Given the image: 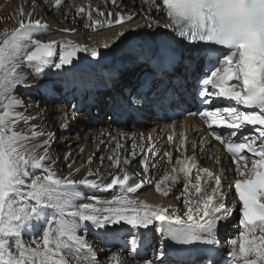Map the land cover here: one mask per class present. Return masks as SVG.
<instances>
[{"label":"snow or ice","instance_id":"obj_1","mask_svg":"<svg viewBox=\"0 0 264 264\" xmlns=\"http://www.w3.org/2000/svg\"><path fill=\"white\" fill-rule=\"evenodd\" d=\"M36 3L61 11L69 7V0H48V5H43V0H33V8ZM111 3L117 11H108L106 15L97 9L94 16L93 11L77 7L75 16L83 20L86 15L84 27L93 31L119 26L116 37L127 38L126 33H135L141 27L132 23L140 13L126 11L117 0ZM132 3L144 10L143 27L153 31L163 27L171 35L150 60L141 87L123 98L109 119L134 122L146 103L159 110H177L188 102L189 95L202 104L222 98L247 109L203 108L187 115L202 119L211 136L230 154L238 175L233 184L239 205L237 234L229 238L225 264H264V0H143V3L132 0ZM159 14L171 23L161 25L156 18ZM19 17L18 26L11 30L5 27L0 32V264H99L97 251L88 243L87 228L84 234H79L85 222L103 230L105 237L111 234L113 239H125L137 260L148 242L145 232L158 233L159 243L143 264H167L172 247L193 246H199L204 257L200 264H222L220 257L224 251L219 247V228L236 209L226 206L221 175L199 167L194 156L185 155L183 134L176 145L179 156L174 163L171 151L161 157L167 158L171 171L154 184L157 193L168 196L182 180V191L177 196L182 209L151 205L130 195L146 184H153L147 153L153 157L158 153L151 134L146 138L140 135L142 141L148 142L147 152L144 144L138 145L136 138H132L130 155L135 157V149L139 147L142 173L127 171L124 166L131 161L127 156L121 158L124 146L116 143L113 155L107 157L110 167L118 170L115 175L109 173L110 182L93 171L76 178L74 174L80 173L81 168L75 167L71 152L63 157L51 154L56 133L48 136L46 131L38 130L39 126L32 121L40 117L25 114L34 105L27 104L17 89L37 88L56 96L57 85L48 81L25 83L22 65L34 69L43 81L47 69L59 71L73 66L79 53H89L93 59L102 54L96 47L71 40L38 39L36 36L47 28L42 19L34 18L33 12L25 13L23 7ZM176 44L189 54V66L198 61L201 69L208 66V72L197 75L191 82L152 88L153 80L174 71L178 62ZM104 47L110 45L105 43ZM148 89L151 95L147 94ZM21 125L24 128L18 130ZM247 126L253 127L245 134ZM60 127L67 129L69 124L62 123ZM215 128L230 129L231 138H225ZM173 140V135L167 136L169 144ZM192 147L195 150L196 145ZM61 161L69 169L67 176L56 174L54 165L59 166ZM91 162L90 157L87 163ZM151 167L156 165L153 163ZM81 188L113 194L110 199H102L82 192ZM82 200L88 202H79ZM41 227L39 235L33 232L30 242L25 241L26 230ZM107 255L112 264H127L116 252Z\"/></svg>","mask_w":264,"mask_h":264},{"label":"bare ground","instance_id":"obj_2","mask_svg":"<svg viewBox=\"0 0 264 264\" xmlns=\"http://www.w3.org/2000/svg\"><path fill=\"white\" fill-rule=\"evenodd\" d=\"M20 5L12 3H8L7 7L4 9L2 14H14L15 19L11 20V17L7 15L2 16L0 18V32H2V28L7 27L9 30L18 26L16 21L17 17H19V12L21 7H23L24 12H29L30 8L33 9L34 18H40L47 25V28L43 30L41 34H38L36 37L43 41H48L51 39L61 41V40H71L76 43L85 44L88 47H96L98 52L104 50V44L108 43L110 45V49L115 53L114 60L110 64V66L104 69L100 73H91L92 69H62L55 70L54 68H49L45 73V80H55L57 82H62L63 84L68 85L64 88H57L59 92L63 95H66L67 92L70 91V94L75 98V100H81L85 102V104L80 105L82 108H87L88 111L92 108V106L96 105L97 114L102 117L105 113L103 108H107V104L103 103L106 100H109L108 106H110V114L113 115L114 107L129 93H134L138 88L141 87V84L144 80L145 73L149 71L148 64L150 60L157 55L152 52V45L149 50L144 53L143 63L130 66L126 68L124 71L120 73L111 72V68L116 63L117 59L126 54L130 49V45L133 44H142L145 43V38L150 37L151 39L155 37H164L169 34V30L163 27L156 29H149L147 27H143L145 23L144 18V10L140 8L133 7L132 0H117V4L121 2L125 6V10L139 12V17H134L133 26L141 25L140 28L137 29L135 33H126V37H116V33L120 30L119 26H114L112 28L105 27L103 29H99L97 31H93L92 28H85L84 25L87 23V17L85 15L84 19H80L75 16V9L77 7H84L87 10L93 11L95 16L96 10L105 11L107 15L108 11H117L118 9L112 5L111 0H72L69 3V7H65L63 11L60 9H53L50 6L44 7L39 3L35 4L33 8V0H21L19 1ZM143 3V0H140ZM5 4L4 0H0V7ZM43 5H48V0H43ZM146 7V5H145ZM108 10V11H107ZM48 14H52V16H48ZM151 14V13H149ZM72 17V18H66ZM20 18V17H19ZM157 19L160 20L161 25L165 23H170L169 19L166 16H162L159 14L156 16ZM14 22V23H13ZM8 24V25H7ZM76 29L74 32H67L65 29ZM44 36L45 38H42ZM153 36V37H152ZM144 39V41H141ZM148 39V38H147ZM115 40V43L112 41ZM127 46V47H126ZM143 46V45H142ZM138 47V46H137ZM108 48V49H109ZM141 49V48H140ZM107 50V48H106ZM86 55H90L89 53H85ZM112 55V54H111ZM188 53H181L178 58V62L175 65L174 71L171 73H166L164 77L153 80L152 88L163 89L165 87L171 86L172 83H183L185 80L191 82L194 77L201 73L200 62H193L191 66H189ZM88 66V65H87ZM109 69V71H108ZM21 71L24 72L27 79L25 83L31 84H40L45 80H41L40 77H37L34 73V69L29 68L26 64H23ZM97 70V69H96ZM113 70V69H112ZM96 72V71H95ZM98 72V71H97ZM124 89L125 93H122ZM18 95L23 98L25 102L29 105H34L31 107L26 115H38L40 119L36 121H32V123L37 124L38 130H44L49 135L50 132L56 130V134L58 132L59 142L58 146H55L57 150H62L64 148L67 151L71 152L73 149L77 152V155H72V159L75 161L80 157L77 161H75V167L81 168V172L74 174L76 178H82L88 171H93V167L87 163L90 157H97L99 161H105V164L97 163L100 167V171H96L94 169L93 172L96 173L98 177H103L105 182H110L111 176L117 173V169L110 167V162L107 157L113 155L116 143L119 142L124 147L120 150L121 158L127 156L131 163L126 167L127 171L130 174L134 173H142L143 169L139 163L142 154H140V149L137 147L135 151L137 155L135 157L131 156L130 153L133 151L132 149V138H136V143L138 145L144 144L145 151L147 152V140H141L140 135L146 138L149 134L153 137V142L155 144V150L158 153L157 156L153 157L151 153H147L148 155V163H149V174L153 179V184H146L142 189L138 190L136 194H130L133 198L143 200L146 203L151 205H161L167 206L172 205L173 207L183 208L181 201L177 200V196L181 194L182 191V183L181 180L176 185L173 186V190L168 196H162L157 193L154 188V184L158 181L166 172L171 171V166L167 162V158L161 159L163 153L166 151H171L173 153V163L179 153L176 151V145L179 143V139L182 138L181 134H183V138H186L185 143V155L186 156H194L199 167H207L210 171H213L215 174L218 173L216 167L218 165L221 166V169L224 172L222 178V191L226 195V206L230 209H236L234 211L233 216L227 221L221 224L219 228V240L222 248L224 247L228 252L229 249V238L235 236L237 234V226L239 219V205L237 203V199L235 198L233 192V184L235 179L238 178V175L235 171V167H231L228 165V159L221 152V148L209 140L205 133V124L197 119L189 118L186 121H183L182 124H179V128H175L174 131L169 127L167 120L168 117L163 112V116L160 117L156 108L152 107L151 104L146 103L141 108L139 114L135 118L134 122L131 121H119V122H104L101 124L100 121H97L89 116H80L75 115L73 112L70 113L71 116L76 117L75 121L72 117L71 120H67L65 122L63 119L61 122L55 120V114L58 112L66 113L65 109H59L55 107V104L58 100L62 99L61 96H51L46 95L43 90L37 88H18ZM148 95H151V89L146 90ZM29 93V99L26 101L23 94ZM77 93V95H76ZM45 94V102H44V110L45 114H39L36 112L37 107V96H41ZM76 95V96H75ZM74 101V100H73ZM103 101V102H102ZM64 106V105H63ZM69 107L66 104V107ZM188 105L187 107H189ZM232 107L241 108L242 106H238L234 104ZM104 109V110H105ZM62 110V111H61ZM86 111V112H88ZM163 111V110H161ZM187 112H191L190 110ZM84 113V112H83ZM91 111H89L90 114ZM93 113V112H92ZM84 120L85 122L81 123L80 121ZM131 124H128V123ZM62 123H68L69 127L67 129L61 128ZM258 127V126H257ZM24 128L23 125L18 128V130H22ZM54 129V130H53ZM78 131L81 135H75V138L72 140L71 133L73 131ZM251 126H247L244 130L245 134L251 130ZM109 133L111 134L109 136ZM127 133V135H125ZM173 135L174 140L172 144H169L167 141V136ZM231 138V137H229ZM78 143L75 147L74 142ZM195 144L196 148L193 149L192 145ZM72 148V149H71ZM73 152H71L72 154ZM58 155V154H57ZM56 155V156H57ZM63 157V153L60 155ZM217 159H219V163H217ZM82 160V162H81ZM91 163L94 162V159H91ZM155 164L156 167H151V164ZM250 165V162H249ZM98 167V168H99ZM56 174L58 176H67L69 169L64 166L63 161L59 166H55ZM97 168V167H96ZM67 172V174H61V171ZM63 172V173H64ZM182 175V174H181ZM95 178V177H92ZM195 178V172L193 174V181ZM211 184H209V188ZM82 192L86 194H92L100 196L102 199H110L113 193L111 192H100L91 189H80ZM79 202H85L84 200ZM84 228H87V235L91 234L88 224H83L81 229L79 230V234H84ZM127 230V227L124 231ZM97 238L88 240V243L91 244L94 249L98 253V262L99 264H112L110 261V254L112 252H116L120 254L121 259H125L127 264H133L131 261H138L135 264H143L144 258H148L152 256L154 251V247L159 243V234L154 232H145V235L148 237V242L145 244L144 248L140 250L139 255L141 257L140 260L134 259L132 260L131 255L134 257L135 253L129 251V257L121 253L124 248L127 247L125 243V239H115L113 242V238L111 234L105 237L103 230L92 231ZM101 242H109V246L106 248H101ZM115 243V246H114ZM227 252L225 258L227 257ZM204 257L200 254L199 248H195L192 250H184L181 248L172 247L171 254L167 260V264H200V261L203 260Z\"/></svg>","mask_w":264,"mask_h":264},{"label":"rangeland","instance_id":"obj_3","mask_svg":"<svg viewBox=\"0 0 264 264\" xmlns=\"http://www.w3.org/2000/svg\"><path fill=\"white\" fill-rule=\"evenodd\" d=\"M14 1V4H17V5H20L19 3V1H21V0H4V3L5 4H3L1 7H0V18L2 17V16H5V15H7V17L8 16H10L11 17V20H14L15 18V15L14 14H2V12L4 11V9L7 7V5H9L10 3H12ZM72 0H69V3L71 2ZM9 3V4H8ZM29 12H33V9L32 8H30L29 10H28ZM108 11V10H107ZM27 13V12H26ZM47 15L48 16H52V14H48L47 13ZM17 20L16 21H14V22H17L18 20H19V17H17L16 18ZM13 22V23H14ZM8 25V24H7ZM3 27V26H2ZM1 27V29L3 30L4 28H2ZM153 37V36H152ZM36 38H39V37H36ZM42 38H45L44 36H42ZM148 38V39H147ZM141 41H144V39H142ZM145 43H142V44H133V45H130V49L128 50V52L126 53V54H124V55H122V56H120L118 59H117V61H116V63L114 62V64H113V66H112V68H111V72H114L115 74L116 73H120V72H122V71H124L126 68H128V67H130V66H133V65H137V64H141V63H143V58H144V53L146 52V51H148L149 50V48H150V46L152 45V43L154 42V38L153 39H151L150 37H146L145 38ZM143 45V46H142ZM138 46V47H137ZM127 47V46H126ZM141 48V49H140ZM148 49V50H147ZM110 51V54H112V55H110V58L107 60V61H105V62H103V61H99V60H96V59H93V58H91L90 57V55H86L87 56V61H85L82 65H80L78 68H76L77 70H82V69H86V70H88V69H92V70H90L91 71V73H92V71H93V73H100V71L102 72L104 69H106V68H108L109 66H110V64L112 63V61L114 60V57H115V53L113 52V50L111 49V50H109ZM88 65V66H87ZM97 69V70H96ZM113 69V70H112ZM100 70V71H99ZM96 71V72H95ZM98 71V72H97ZM108 71H109V69H108ZM45 81H48V82H52V83H55L56 81L55 80H45ZM44 81V82H45ZM56 85H57V88H61L60 87V85L61 84H63L62 82L60 83V82H57V83H55ZM56 88V89H57ZM17 92H18V90H17ZM57 93H58V95H56V96H61L62 97V99H60V100H58V102L55 104V107H57V108H59V109H65V111H66V113H64V112H62V113H60V112H58L57 114H55V120H57L58 122H61L62 121V119L65 121V122H67V120H71L72 119V117L73 116H71L70 115V113L71 112H73L75 115H77V116H80L81 117V115H83V116H89L90 118H93V119H95V120H97V121H100L101 122V124L103 123V128H104V122L106 123V122H108V123H110V122H112L110 119H109V117H111V114H110V110H109V108H110V106H108V104H109V100H106V101H102L103 103H105V104H107V108L105 109V107L103 108V111L105 112V113H103L104 115L102 116V117H100L98 114H97V110H95L96 109V105L95 106H92V108L89 110V111H91V115H87V114H89V111H88V109L87 108H82L80 105H82L83 106V104H85V102H83V101H81V100H75V98H73V96L70 94V91L69 92H67V94L66 95H63V94H61L60 92H59V90H57ZM122 93H125V91H124V89L122 90ZM76 95H77V93H76ZM75 95V96H76ZM23 96L25 97V100L27 101L29 98V93H26V94H23ZM45 97H46V95L45 94H42L41 96L39 95V96H37V101H38V103H37V107H36V112L37 113H41L42 115L43 114H45V110H44V102H45ZM74 100V101H73ZM27 103V102H26ZM66 104H68L69 105V107L67 106L66 107ZM64 105V106H63ZM73 105H75L76 106V108H75V110H73ZM105 109V110H104ZM61 110V111H62ZM86 111H88V112H86ZM84 112V113H83ZM93 112V113H92ZM40 114V115H41ZM79 114H81V115H79ZM77 116L76 117H73L74 118V120H72V122L73 121H75V119L77 118ZM81 123H83V122H85L84 120H82V121H80ZM74 123V122H73ZM113 123V122H112ZM128 124H131L130 122L128 123ZM54 130V129H53ZM78 131H80L79 129L77 130V131H73L72 133H71V138H72V140L75 138V135H79V136H81L79 133H78ZM52 133H56V130H54V131H52V132H50L49 133V135L48 136H52ZM77 133V134H76ZM53 138V140H54V142H55V144H54V146L51 148V154L53 155V156H56L57 154V156H59V157H62V156H60L62 153H63V156H65L67 153H69V151H67V149L66 148H64V149H62V150H57V148L55 147V146H58V143L57 142H59V136H58V132H57V134L54 136V137H52ZM75 144H74V146L76 147L77 145H78V143H76V141L74 142ZM72 149V148H71ZM71 152H73L72 153V155H77V152L73 149ZM98 155H97V157H91V159L93 158L94 159V162L93 163H91V164H89L90 165V167H93V171H94V169H96V171H100L101 169H100V165L98 166L97 165V163H101V164H105V161H99V159H98ZM78 159H80V157L79 158H77L75 161H77ZM62 162V161H61ZM81 162H82V160H81ZM76 164V163H75ZM97 167V168H96ZM99 167V168H98ZM64 170L63 171H61V174L60 175H62V174H67V172H64ZM93 194V193H92ZM85 202H88V201H85ZM84 224H88L89 225V227L91 228V234H89V235H87V239L90 241V240H92V239H94L95 240V238H97L98 239V237L97 236H95L94 235V233L92 234V231L93 232H95L97 229L94 227V226H92L90 223H88V222H85ZM40 231H42V227H41V229H39V230H37V229H33L32 231H25V235H24V239H25V241L26 242H30L29 241V237L33 234V232H36V234L37 235H39V232ZM98 241H99V239H98ZM113 242H115V239H113ZM34 246V245H33ZM100 246H101V248L103 249V248H106L107 246H109V242H106V243H104V242H101V244H100ZM114 246H115V243H114ZM121 253H123L124 255H127L128 257H129V250H128V246L126 247V248H124L123 249V251H121ZM133 255V254H132ZM131 255V257H132V260H133V256ZM133 264H135V263H137L138 261H131Z\"/></svg>","mask_w":264,"mask_h":264},{"label":"water","instance_id":"obj_4","mask_svg":"<svg viewBox=\"0 0 264 264\" xmlns=\"http://www.w3.org/2000/svg\"><path fill=\"white\" fill-rule=\"evenodd\" d=\"M179 51L180 52H184V50L182 49V46H179ZM175 50V49H174ZM175 52H177V50H175ZM79 59H77L76 61H74L73 66H69V67H78L80 65H82L85 61H87V56L84 53H79Z\"/></svg>","mask_w":264,"mask_h":264}]
</instances>
